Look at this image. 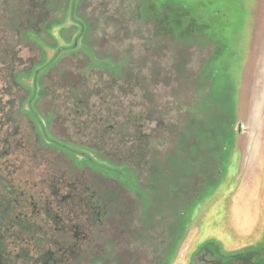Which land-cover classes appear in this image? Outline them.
Masks as SVG:
<instances>
[{"label": "rangeland", "instance_id": "rangeland-1", "mask_svg": "<svg viewBox=\"0 0 264 264\" xmlns=\"http://www.w3.org/2000/svg\"><path fill=\"white\" fill-rule=\"evenodd\" d=\"M70 2L0 0V264H264V0Z\"/></svg>", "mask_w": 264, "mask_h": 264}, {"label": "trees", "instance_id": "trees-1", "mask_svg": "<svg viewBox=\"0 0 264 264\" xmlns=\"http://www.w3.org/2000/svg\"><path fill=\"white\" fill-rule=\"evenodd\" d=\"M76 2H77V0H71L69 10H70L71 15H73V18L80 21L82 26L84 27L85 22L82 21L81 18H78V15H76V9H77V3ZM3 4H5L6 6L8 5V3H3ZM175 4H177V2H175ZM147 5L148 6L146 8H144L145 14L148 16L146 18V20H151L152 26L154 25V28L156 30L159 29L161 32L168 31V32L174 33L176 31H178L180 25H183L182 23H184V22L181 19L175 18L173 16L170 17L168 15V12L170 10L167 8V6L169 5V3L168 4L162 3V4H159L157 6H154L156 8V10L152 9V7H153L152 3L151 4L147 3ZM175 6H177V5H175ZM9 8L13 11V13H15V11H17L16 10L17 8H13L12 6H9ZM139 14L143 16L142 9L139 10ZM82 26H81V29H82ZM180 30L182 31V28H180ZM199 196H200V199H202L201 198L202 195H199Z\"/></svg>", "mask_w": 264, "mask_h": 264}, {"label": "flooded vegetation", "instance_id": "flooded-vegetation-1", "mask_svg": "<svg viewBox=\"0 0 264 264\" xmlns=\"http://www.w3.org/2000/svg\"><path fill=\"white\" fill-rule=\"evenodd\" d=\"M55 136V135H54ZM6 142V141H5ZM7 170V169H6ZM6 172V171H5ZM47 211L49 212V210L47 209ZM45 258H46V262L47 263H49V262H51L52 260H53V254H52V252H49V251H47L46 253H45Z\"/></svg>", "mask_w": 264, "mask_h": 264}]
</instances>
